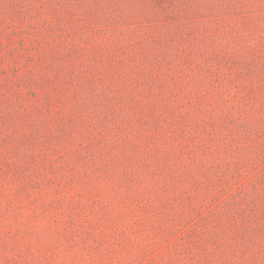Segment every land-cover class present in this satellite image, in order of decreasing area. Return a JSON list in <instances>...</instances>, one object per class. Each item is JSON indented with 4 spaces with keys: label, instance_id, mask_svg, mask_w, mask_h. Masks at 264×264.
I'll list each match as a JSON object with an SVG mask.
<instances>
[{
    "label": "rangeland",
    "instance_id": "obj_1",
    "mask_svg": "<svg viewBox=\"0 0 264 264\" xmlns=\"http://www.w3.org/2000/svg\"><path fill=\"white\" fill-rule=\"evenodd\" d=\"M0 264H264V0H0Z\"/></svg>",
    "mask_w": 264,
    "mask_h": 264
}]
</instances>
